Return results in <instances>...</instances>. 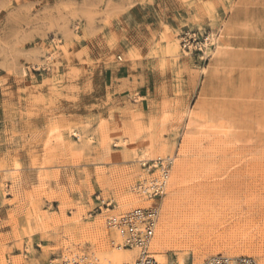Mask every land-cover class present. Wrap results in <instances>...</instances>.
Wrapping results in <instances>:
<instances>
[{"label":"rangeland","instance_id":"rangeland-1","mask_svg":"<svg viewBox=\"0 0 264 264\" xmlns=\"http://www.w3.org/2000/svg\"><path fill=\"white\" fill-rule=\"evenodd\" d=\"M174 153L156 258L264 264V0H0V264H119L106 216Z\"/></svg>","mask_w":264,"mask_h":264},{"label":"built area","instance_id":"built-area-1","mask_svg":"<svg viewBox=\"0 0 264 264\" xmlns=\"http://www.w3.org/2000/svg\"><path fill=\"white\" fill-rule=\"evenodd\" d=\"M219 32L215 33L188 29L181 34V47L186 54L205 57L208 50L216 46ZM177 153L157 156L140 161L148 179L134 187V191L144 195L152 203L146 207H135L126 212L106 216V226L114 231L117 240L113 243L117 250L135 252L132 260L120 264H163L156 258L153 243L159 226L161 209L159 200L166 194L169 180L177 160ZM57 264H102L96 257L79 254L66 257ZM197 264H260L252 256H228L223 254L207 258Z\"/></svg>","mask_w":264,"mask_h":264},{"label":"bare ground","instance_id":"bare-ground-1","mask_svg":"<svg viewBox=\"0 0 264 264\" xmlns=\"http://www.w3.org/2000/svg\"><path fill=\"white\" fill-rule=\"evenodd\" d=\"M184 167H185L184 164L178 166V176L177 177H180L184 173V169H185ZM168 228H169V222L167 221V219L163 220L161 228H160V230L158 232V240L159 241L163 238V235H165V233L168 230ZM121 250H123V249H121ZM122 252H124V253H116V254H113V255H111V254H109V255L102 254V257H103L105 263L117 262V263L120 264V263H122V260H125V261L132 260L133 257H134V254H135V252L131 251V250H123ZM158 256H160V255H158ZM158 259H159V257H158Z\"/></svg>","mask_w":264,"mask_h":264}]
</instances>
